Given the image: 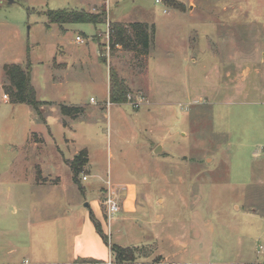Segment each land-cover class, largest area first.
<instances>
[{
    "label": "rangeland",
    "instance_id": "rangeland-1",
    "mask_svg": "<svg viewBox=\"0 0 264 264\" xmlns=\"http://www.w3.org/2000/svg\"><path fill=\"white\" fill-rule=\"evenodd\" d=\"M13 1L0 0V85L6 84L0 88V264L74 263V219L87 223L92 233L79 228L78 232L108 260L109 246L88 219L92 215L110 243L130 252L132 264H192L173 257L172 244L177 234L188 233L189 225L200 233V224L219 229L211 264H264V238H259L263 222L250 217L264 215V187L251 182L253 162L257 167L264 164V0H217L231 5L226 13L228 32L235 37L232 41L241 43V67L247 69L218 72L207 63L209 51L201 56L204 65L190 69L178 50L194 24L203 33L208 30L211 0ZM235 1L238 10L233 9ZM60 9L103 13L106 23L71 24L61 33L58 25L47 26L53 25L49 10ZM200 16L199 22L192 20ZM110 21L150 24L149 53L141 47L110 46ZM77 36L85 43L78 44ZM200 41L205 47L206 38ZM55 58L61 67L70 64L67 86L61 90L51 87ZM28 59L39 100L59 104L66 92V105L84 108L74 127H62L63 115L55 105L43 103L38 115L26 104L4 103L9 85L5 64L25 62L24 66ZM114 70L127 89L125 104H112L110 92L106 97ZM239 77L243 93L230 96L226 89L233 87L228 82ZM138 98L144 101L137 108ZM86 116L91 123H86ZM84 147L90 149L93 168L90 171L87 164L77 184L63 159L73 160ZM259 171L264 176L263 167ZM51 173L61 178L60 184L46 183ZM84 175L91 177L83 181ZM109 178L121 206L112 232L105 205ZM179 192L185 199H177ZM237 206L246 211L254 206L257 212L236 215ZM178 210L188 224L182 230L175 224ZM224 222L229 226L226 241L219 240ZM249 224H255L251 231L257 233L242 235Z\"/></svg>",
    "mask_w": 264,
    "mask_h": 264
},
{
    "label": "crops",
    "instance_id": "crops-1",
    "mask_svg": "<svg viewBox=\"0 0 264 264\" xmlns=\"http://www.w3.org/2000/svg\"><path fill=\"white\" fill-rule=\"evenodd\" d=\"M237 4H238V1H235V3L233 4V9L238 10ZM217 7H221V9L218 8L221 15L216 11ZM230 7H231L230 3H227V4L222 3V2L220 3L217 0L209 1V11H208V15L206 18L208 30L205 31V33H203V30L198 29L199 25L194 24L196 27L193 25L192 31L189 32L187 37H186L187 39H185L182 42L181 46L178 48L179 52L183 56H185V57H183V62L186 63L190 69L194 68V65L199 67L200 63H202V65H204V59H201V56L203 54H206L207 51H209V55H210V58H209L207 63H208V65H210V64L212 65L213 71L218 72L220 70H225V69L240 71V70L244 69L243 67H241L242 66L241 62L243 61L242 58L245 55V53L242 52L243 48L241 47V43H237L235 41H232V39H234L235 37L231 36L232 33L228 32L229 31L228 29L230 27V23H229L230 20L227 19L226 13L229 12ZM217 15H220L221 18L217 17ZM201 19H203V17L201 18V16L196 17V18L192 17V20L193 21L196 20L197 22H199L198 20H201ZM132 23H136V22H132ZM142 23L148 24L147 22H142ZM54 25H58L59 31L61 33H65L68 31L67 27L70 26L71 24H64V25L53 24V25H50V28L51 27L53 28ZM148 25L150 26V24H148ZM211 29H213V30H211ZM60 35H62V34H60ZM194 38L196 39V41H194ZM204 38H206V40H207V44L205 47H203L200 43L201 42L200 40H202ZM61 48L66 49L64 47H61ZM222 50H225V52H222ZM61 51H63L62 54H65V55H67V52H69L67 50H60L59 53ZM65 55H64V59L66 57ZM24 63L25 62L16 63V64L21 65ZM63 64H67V65L61 67L60 66V65H62L61 62H58L56 58L53 59L52 65L54 67V72H55L54 73L55 76L53 78V83L51 84V87L53 89H60L61 90L62 88H65L67 86L66 78L68 76V71L70 70V64H68L67 62L63 63ZM6 65H10V64H5V66ZM244 71H247V69H244ZM32 74H33V67L31 70V82H32V85L34 86V88L36 90V94H37V98H38V90L35 87ZM240 78L241 77H239V79L237 78L235 80L230 79V81L228 82V84H231L233 87V88L229 87L228 89H226V90H228V92L227 91L226 92L229 93L230 96L241 95V93H243L244 88H243V84H242V81ZM5 85L6 84H4V82H3L0 85L1 86L0 88L3 89L5 87ZM214 88H215V85H214ZM109 92H110V82L108 80V83L106 86V97H107V99L109 98ZM215 92H217V90H215ZM5 96H7V95L4 94V97H3L5 100L4 103H11L10 100L5 98ZM68 98H69V94H67L66 92H63L61 95V99H60L61 103H59V104H58V102H54V101L42 102L41 100H39V99L38 100L42 103H47L48 105L51 104L52 106L55 105V106L59 107L61 104H65L68 101ZM11 104L13 106H16V104H13V103H11ZM106 116H107V114H104V118ZM108 116H109V114H108ZM95 117H103V115L102 114H95ZM86 118H87L86 123L87 124L91 123L90 118L87 116H86ZM107 119H109V118H107ZM77 121H78V119H71L69 117L60 116V122L62 123V127L64 129L74 127ZM166 139L168 140V138H166ZM34 144H36L37 146L39 145L38 143H35V142H34ZM69 144H71V143H69ZM178 148L176 149L177 152H178V150H180ZM82 150L88 151L89 167H90V171H92V168H93L92 163H91L92 162V158H91L92 155H91L89 148L84 147L82 149L77 150L75 152L74 156H77L79 154L78 152H80ZM58 152L61 155L64 154V153L62 154V150L60 148L58 149ZM63 160L65 162V161L71 160V159L65 158ZM208 161H209L208 163L211 164L213 160L209 159ZM183 162H184V160H183ZM202 164L204 165L206 163L202 162ZM209 164H208V166H210ZM253 165H254V168H251L252 169L251 170V172H252L251 182L253 181V183L258 184L260 186V188H263L264 187V176L261 175L259 168L263 167V169H264V164L262 166L257 167V165H258L257 162H253ZM179 166L182 167L184 165H179ZM174 167H175V165H174ZM41 172H42V170H41ZM187 172L191 173L190 170L185 171V173H187ZM207 173H210V168L207 169V171L205 172V174H207ZM93 176L95 179H98L100 181L104 180L100 174H94ZM50 177L52 178V179H50L51 181L49 179H47L48 181H46V183H50L54 180H58L59 184L61 183V178L59 176L51 173ZM180 181H183V179H180L179 182ZM181 185H182V182H181ZM232 188H236V186H233ZM239 188H242V187L240 186ZM246 188L247 187H245L244 189H246ZM164 192H166V191H164ZM135 195L136 194H134L133 196H135ZM171 195H174V194L172 193ZM179 198L185 199L182 192H179V194L177 195V199H179ZM133 203H134V201L131 200V198L128 199L127 205H128L129 209L127 210V212H129L130 214L134 213L133 212L134 207L132 205ZM162 203H163V201H162ZM131 207H133V208H131ZM250 211H252L251 214H254L257 212V209H254V206H253L250 209ZM250 211H249V209H247V211H246L240 206L236 207V212H237L236 215H239L242 212H250ZM257 216H259V217H257ZM257 216L256 217L250 216V217L257 218V219L260 218V221L263 222V225L260 229L259 238H261L262 236L264 238V215H257ZM74 218H76V217H73L72 219H74ZM164 218L165 217L163 215V217L160 218V222L163 221ZM88 219H91L90 216ZM204 220H205V218H204ZM74 222L76 224L77 232L75 234V239H73V241L75 242V247H76V249L74 251L75 254H73V255L76 258V260L74 261V263L73 262L61 263L59 261H55L53 263L49 262V264H75L79 260H90V259L97 260V261H103V262L106 261L107 254L105 252L99 253L97 246L90 245V244L86 243L84 240L85 238H84L83 232H78V228H79V230L87 229V231L89 233H90V231L92 233V230L89 226H87V223L86 222L78 223V221L77 220L75 221V219H74ZM185 222L186 221L184 220L183 215L180 217V211L178 210L177 211V219H175V224L179 225L178 230L180 228L182 230V228H184L186 226L187 223L185 224ZM175 224H173V225H175ZM112 226H113V223H112ZM112 226H111V232H112ZM216 227H217V225L211 226L209 224H202V225L200 224V227L198 228L200 233H195V228H193L192 225L187 226L186 228L189 230V231L187 230L188 231L187 234H185L184 236H183V234L182 235L177 234V238H176L177 240H175L174 243L172 244L173 247H175L174 249H176V252L171 253V255L173 257H176L178 260L180 259V262H182V263L211 264L210 261H212V258L215 255V246H216L215 242H217L218 233H219L218 232L219 229L217 230ZM245 227L246 228L244 230H242V235H249V232L251 233L253 231H255L257 233V230L251 231L252 228H256L255 224H249V225H246ZM94 229H95L96 233H98L96 227ZM225 230L226 231L229 230V226L226 222H224V224H222V225L220 224L219 240L223 239L226 241L227 234L224 232ZM255 236L257 237V235H255ZM92 240H93V242L98 244V240H96V238L94 236L92 237ZM108 248H109V250H107V251L110 254V251H111L110 247H108ZM188 258H190V259L188 260ZM254 262H255L254 264L259 263L258 261H254Z\"/></svg>",
    "mask_w": 264,
    "mask_h": 264
},
{
    "label": "trees",
    "instance_id": "trees-1",
    "mask_svg": "<svg viewBox=\"0 0 264 264\" xmlns=\"http://www.w3.org/2000/svg\"><path fill=\"white\" fill-rule=\"evenodd\" d=\"M105 14H96L84 9H60L49 10L48 17L51 24H105ZM50 27V25H47ZM130 29V30H129ZM134 44V45H132ZM110 46H122L125 49L131 50V47L136 50L142 48L143 53L148 54L151 47L150 26L146 23L136 22L130 26H126L121 22L110 21ZM9 85L5 88L6 95L10 96V102L13 104H26L32 107L38 115L41 114L40 107L43 104L37 98L36 90L31 82L32 63L28 60L27 64L22 66L19 64H10L4 67ZM110 101L112 104H125L128 101L127 89L120 79L119 74L114 70L110 73ZM48 105L47 103H45ZM60 112L64 117L71 119L80 118L84 112L83 108L68 106L61 104ZM66 124V123H65ZM67 165L72 169L74 181L80 184L79 177L84 172V168L89 164V156L87 150H82L73 160H67ZM97 232L102 236L106 244L110 247L115 255L116 264H132L133 258L127 249L119 245L110 243L109 237L103 231L101 224L96 219L95 215L91 216ZM91 263L99 261L90 259ZM76 264V263H75Z\"/></svg>",
    "mask_w": 264,
    "mask_h": 264
},
{
    "label": "built area",
    "instance_id": "built-area-1",
    "mask_svg": "<svg viewBox=\"0 0 264 264\" xmlns=\"http://www.w3.org/2000/svg\"><path fill=\"white\" fill-rule=\"evenodd\" d=\"M160 1L161 0H157V2H160ZM76 42L78 44H83V43H85V40L81 36H77ZM5 98L8 99V96H5ZM142 100H143V98H140L138 100V102L135 103V105H136L137 108L141 104L143 105ZM92 101H94V99H92ZM90 177H91L90 175H84L83 176V181H88L90 179ZM105 182H106L107 189H108V194H107V197H106V200H105V205L107 207V212H108V216H109V219H108V222H109L108 227H109V231H111L112 220H113V218L116 215H118L121 212V206L119 204V201L116 200L115 197H114V195H113L112 188H111L112 187L111 186L112 185L111 184V180L108 179ZM25 263L28 264V261H26ZM96 264H116L115 256L113 255L112 250L110 251L108 260H106L104 262H98ZM158 264H175V263L161 260Z\"/></svg>",
    "mask_w": 264,
    "mask_h": 264
},
{
    "label": "water",
    "instance_id": "water-1",
    "mask_svg": "<svg viewBox=\"0 0 264 264\" xmlns=\"http://www.w3.org/2000/svg\"><path fill=\"white\" fill-rule=\"evenodd\" d=\"M14 1L13 0H10V3H13ZM158 151H159V149H158ZM86 206H89L88 204H86Z\"/></svg>",
    "mask_w": 264,
    "mask_h": 264
}]
</instances>
